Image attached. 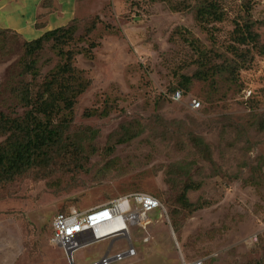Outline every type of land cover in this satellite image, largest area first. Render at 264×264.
<instances>
[{
	"label": "rangeland",
	"instance_id": "obj_1",
	"mask_svg": "<svg viewBox=\"0 0 264 264\" xmlns=\"http://www.w3.org/2000/svg\"><path fill=\"white\" fill-rule=\"evenodd\" d=\"M37 1L8 11L27 39L41 32L29 23ZM198 1L220 18L198 19L197 0L181 10L170 8L178 0H77L70 33L30 54L0 29V116L21 121L31 108L21 99L66 77L64 66L88 80L70 115L52 114L60 138L42 146L41 164L0 180V264H69L50 242L54 215L132 192L157 197L163 216L129 226L136 255L109 264H264L252 239L264 227V0ZM185 184L196 210L177 202ZM109 243L77 249L73 263L99 260Z\"/></svg>",
	"mask_w": 264,
	"mask_h": 264
},
{
	"label": "trees",
	"instance_id": "obj_2",
	"mask_svg": "<svg viewBox=\"0 0 264 264\" xmlns=\"http://www.w3.org/2000/svg\"><path fill=\"white\" fill-rule=\"evenodd\" d=\"M197 2L199 3V7L196 11L198 19H203L205 14L213 15V18L217 20L220 18L212 3L200 5L202 1L197 0ZM187 6L188 0H178V2L172 3L170 8L173 10H181L187 8ZM71 21L69 23H71ZM69 23L45 31L35 39L29 41L24 40L26 42L27 53H33L40 48L44 40L54 38L60 34L66 35L70 33L68 27ZM62 70L67 72L68 75L66 77H62L59 74L53 75L42 94L36 96L34 100L28 97H23L24 99H21L27 106H31V108L26 111L21 121L16 118L5 117L1 114L0 133H5L7 131H11V133L6 143L0 148V180L11 181L16 176L24 174L29 168L40 165L42 146L47 145L56 138H60V133L57 125L53 121L52 114L58 113L63 118L68 114L70 115L74 98L82 93L88 86V80L81 81L79 78L74 77L72 73L73 69L69 66H64ZM56 76H60L59 79ZM54 82H58L59 85L56 91H52L51 89V84ZM46 90L48 94L44 97ZM173 93L171 95H173ZM193 188H196V186L189 184L182 186L177 197V202L181 207L189 210L197 209V206L193 205L187 198L188 190ZM259 241L264 243L263 236L259 235Z\"/></svg>",
	"mask_w": 264,
	"mask_h": 264
},
{
	"label": "built area",
	"instance_id": "obj_3",
	"mask_svg": "<svg viewBox=\"0 0 264 264\" xmlns=\"http://www.w3.org/2000/svg\"><path fill=\"white\" fill-rule=\"evenodd\" d=\"M180 98V91H175L171 95L174 101ZM199 105V100H191L192 108H197ZM154 209L158 210L159 217L163 216L162 203L157 197L146 192H132L83 211L72 209L68 213L58 212L51 221L50 242L62 249L69 264H74L72 260L74 251L92 243L110 239L105 254L99 260L89 264H109L119 261L136 255V249L129 236V226L136 225L146 230L151 223L149 213ZM258 235L264 238V227L259 234H254L252 239L256 241ZM118 239L126 240V246L119 251L111 252L114 241ZM148 240L149 236L144 235L142 241ZM181 264H205V260L196 258Z\"/></svg>",
	"mask_w": 264,
	"mask_h": 264
},
{
	"label": "crops",
	"instance_id": "obj_4",
	"mask_svg": "<svg viewBox=\"0 0 264 264\" xmlns=\"http://www.w3.org/2000/svg\"><path fill=\"white\" fill-rule=\"evenodd\" d=\"M23 2L24 0H0V29L12 31L26 41L37 38L45 31L68 24L75 18L77 10V0H38L36 2L38 4L37 12L31 17L29 23L35 29H41V32L36 37L27 39L23 35L28 32L27 29L14 30L8 27L12 25L9 21L8 11L13 12L12 9L15 10L16 6L19 9Z\"/></svg>",
	"mask_w": 264,
	"mask_h": 264
},
{
	"label": "water",
	"instance_id": "obj_5",
	"mask_svg": "<svg viewBox=\"0 0 264 264\" xmlns=\"http://www.w3.org/2000/svg\"><path fill=\"white\" fill-rule=\"evenodd\" d=\"M67 255L70 257V254L69 253Z\"/></svg>",
	"mask_w": 264,
	"mask_h": 264
}]
</instances>
